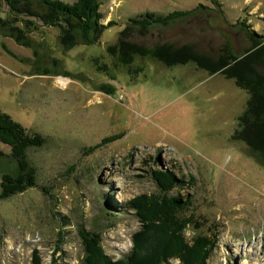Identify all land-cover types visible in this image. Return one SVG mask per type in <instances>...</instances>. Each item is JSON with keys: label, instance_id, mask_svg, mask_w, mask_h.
Segmentation results:
<instances>
[{"label": "rangeland", "instance_id": "374dc122", "mask_svg": "<svg viewBox=\"0 0 264 264\" xmlns=\"http://www.w3.org/2000/svg\"><path fill=\"white\" fill-rule=\"evenodd\" d=\"M101 3V24L114 25L92 46L66 51L60 29L41 22L15 24L30 47L0 33V111L47 140L28 151L37 186L0 199V264H34L36 256L41 264H82L80 225L103 234L109 257H125L141 229L129 203L159 193L154 172L184 181L170 195L188 201L195 226L186 243L197 235L215 241L207 264H264V167L232 140L247 93L193 63L166 67L152 58L136 59L144 71L132 80L107 52L131 19L196 11L131 41L190 45L212 59L227 45L242 54L252 43L237 23L264 34V0ZM8 15L2 6L0 18ZM16 170L0 144L1 173Z\"/></svg>", "mask_w": 264, "mask_h": 264}, {"label": "trees", "instance_id": "16d2710c", "mask_svg": "<svg viewBox=\"0 0 264 264\" xmlns=\"http://www.w3.org/2000/svg\"><path fill=\"white\" fill-rule=\"evenodd\" d=\"M101 2L77 0L75 4H68L61 0H0V9L6 5L9 10L6 18H0V33L30 47L31 43L24 31L15 24L21 22L29 28L41 22L60 29V44L66 51L78 46H92L99 43L106 28L114 25L113 22L101 24ZM195 13H148L129 20L118 35L117 43L107 48L114 61L113 66L128 69V74L135 80L144 71V68L135 66L136 59L152 58L166 67L193 63L210 76L221 75L233 80L237 88L247 93L248 100L244 112L238 117V128L232 140L244 144L249 154L264 167V157L260 154L264 152V34L254 33L244 20L237 23L238 28L250 39L251 47L237 54L232 45H227L223 55L216 59L197 53L190 45L176 47L164 43L150 48L131 41L136 33L144 36L157 25L167 26ZM96 65L101 72L107 70L97 60ZM46 142L45 137L30 133L10 115L0 111V144L10 148L11 157L17 163L14 173L0 171V199H9L37 186V172L30 164L28 151L41 148ZM153 174L159 193L150 197L141 196L129 203L130 209L141 222L140 231L133 236L130 252L118 260L112 259L103 247V234L88 231L80 225L78 235L84 249L82 264H169L170 260H179L181 264H207L215 241L197 235L192 240V246L186 243L185 231L195 226L192 215H186L188 201L185 202L181 196L170 195L175 189L185 186L184 181L172 173ZM40 262L36 256L34 264Z\"/></svg>", "mask_w": 264, "mask_h": 264}, {"label": "bare ground", "instance_id": "6f19581e", "mask_svg": "<svg viewBox=\"0 0 264 264\" xmlns=\"http://www.w3.org/2000/svg\"><path fill=\"white\" fill-rule=\"evenodd\" d=\"M61 82H63L64 85L67 83L66 80H64V81L61 80ZM244 264H247V262L245 261Z\"/></svg>", "mask_w": 264, "mask_h": 264}]
</instances>
